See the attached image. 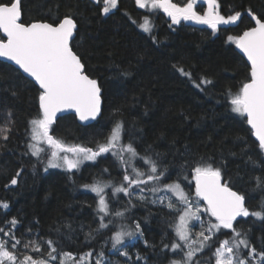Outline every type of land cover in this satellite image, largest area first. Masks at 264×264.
<instances>
[{
  "label": "trees",
  "instance_id": "obj_1",
  "mask_svg": "<svg viewBox=\"0 0 264 264\" xmlns=\"http://www.w3.org/2000/svg\"><path fill=\"white\" fill-rule=\"evenodd\" d=\"M217 2L222 15L241 11L242 17L235 24L218 26L213 33L207 25L185 21L174 25L162 11L142 10L135 0H118L114 11L107 14L102 11L104 3L93 0H21L25 23L51 22L69 10L74 13L78 27L73 49L82 57L86 74L97 79L102 89V112L94 122L81 125L75 115L66 114L55 121L50 134L68 144L95 148L93 141L103 142L114 124L122 122L123 143L132 142L141 155L149 146L148 154L162 155L170 172L165 183L179 177L178 182L191 193L194 187L190 168L183 165L187 161L195 166L201 158H210L209 162L221 168L222 181L245 195L246 207L250 211L260 210L264 191L255 187L254 177L264 175V153L260 152L246 118L231 111L224 94L229 89L233 93L238 90L249 67L227 37L254 26L246 10L250 7L264 16V0ZM144 16L153 20L151 33H144L137 26ZM173 65L191 71L196 81L206 76L213 83L198 89ZM37 89L18 68L0 59V126L6 123L7 113L12 118L9 139L0 140V203L9 205L7 209L0 207V226L9 227L5 221L15 217L20 222L15 231L18 237L31 227L34 234L55 239L54 230L61 227L67 233L68 229L62 226L70 224L74 232L71 239L61 240V251L75 257L92 251L90 264H94L96 253L101 250L105 251L108 264H168L174 257L167 249L161 250V239L165 234V242L173 238L170 224L174 225L176 213L151 203L148 193V202L134 200L135 206L126 219L117 222L134 227L132 222L136 221L143 230V238L123 245L121 251H127V257L119 251L110 252L111 243H105L110 231L85 241L80 226H85L84 232L89 224L96 226L92 223L96 197L82 185L94 179L113 178L119 182L122 169L115 157L107 153L79 171H45L46 156L38 160L27 147L29 121L39 110ZM250 156L255 165L248 162ZM137 164L143 167L142 161ZM105 168L110 176L105 173L101 177ZM18 171V183L12 185L10 181ZM118 197L120 203L113 202V209L127 200L123 194ZM234 226L248 231L255 247H264V219L242 217ZM47 252L44 244L40 253L27 254L39 259L46 258ZM22 253L21 246V257ZM137 255L143 259L137 260ZM210 255L208 250L198 254L199 258Z\"/></svg>",
  "mask_w": 264,
  "mask_h": 264
},
{
  "label": "snow or ice",
  "instance_id": "obj_2",
  "mask_svg": "<svg viewBox=\"0 0 264 264\" xmlns=\"http://www.w3.org/2000/svg\"><path fill=\"white\" fill-rule=\"evenodd\" d=\"M198 2L199 0H186L181 6L172 0H135L141 9L162 10L174 25L181 21H192L207 25L213 33L218 30V26L235 24L242 17L241 11L222 15L218 11L217 0H203L207 8L202 13L198 12ZM117 3L118 0H104L103 13H109L117 7ZM246 11L254 26H249L242 34L229 35L227 41L235 44L246 57L248 74L235 93L229 89L224 96L232 112L246 117L251 134L258 141L260 152L264 153V16L258 15L250 7ZM77 27L71 10L62 18L51 22L34 20L25 23L22 22L21 0H0V33L3 34L0 36V57L12 61L38 86L39 110L29 121L28 135L31 142L27 147L30 154L39 160L42 154L49 153L50 150L45 171L48 168H60L71 173L78 170L85 161H95L106 153H111L122 169V179L119 182L113 179H94L92 183L82 185L96 197L92 222L96 226L89 224L87 232H84V225L80 226L85 241H92L97 235L110 231L112 234L106 238L105 243L110 242L112 250L127 257L128 252L120 251L118 246L124 244L125 238H143V230L136 221L132 222L134 227L117 222L126 219L130 208L135 206L134 200L146 203V193H151L154 197L151 203H159L162 207H167L170 213H176L174 225L170 224L173 238L165 242V234L161 239V250L167 249L174 257L169 259L168 264H264V247H255L248 231L234 226L237 217L264 219V203L260 210L250 211L246 207L245 195L233 190L228 182L222 181L221 168L209 162L210 158H201L195 166L187 161L183 165L190 168L191 180L195 184L193 201L178 182L179 177L176 181L165 183L170 177L169 165L164 163L160 153L148 154L149 146L145 154L141 155L132 142H122V122L114 124L103 142L93 141L95 148L68 144L62 138L50 134V130L54 131L53 125L58 113L71 110L79 121L84 122L96 120L102 112L101 86L97 79L86 74L82 57L72 46ZM139 27L144 32L151 33L153 26L145 17L144 23ZM152 39L156 41L154 36ZM173 67L198 89L203 90L204 86L213 83L206 76H201L196 81L191 71L179 65ZM11 124L9 112L6 123L0 126V140L9 139ZM42 145H47V148ZM137 161H142L143 167L138 166ZM248 162L256 164L251 156ZM105 173L110 176L109 169L105 168L101 177ZM20 174L18 171L11 179L12 185L18 183L17 177ZM254 180L255 187L264 191V175L254 177ZM106 189L111 190V196ZM117 194H123L127 200L121 207L113 209V202L120 203ZM200 201H203V206ZM0 207L7 209L9 205L0 203ZM204 215L208 217L207 221L203 219ZM19 223L13 217L5 221V225L9 227L0 226V264H55L57 260L59 264H68L69 261L82 264L85 255L89 258L93 256V252L89 251L81 255L79 261H75L74 254L61 251V240L71 239L74 232L70 224L62 226L68 229L67 233L57 227L54 230L56 238L53 239L34 234L31 227L18 237L15 231ZM197 224L199 231L193 232ZM222 230H229L231 235ZM219 235L226 238L220 240ZM144 243L146 247L149 246L147 240ZM44 244L48 247L46 258L37 259L27 254L29 251L40 253ZM151 246L155 248V245ZM205 250L211 252L206 261L198 256ZM105 255L103 250L96 253L94 264H108ZM136 259L143 257L137 255Z\"/></svg>",
  "mask_w": 264,
  "mask_h": 264
},
{
  "label": "rangeland",
  "instance_id": "obj_3",
  "mask_svg": "<svg viewBox=\"0 0 264 264\" xmlns=\"http://www.w3.org/2000/svg\"><path fill=\"white\" fill-rule=\"evenodd\" d=\"M93 1H96V2H103V3H104V0H93ZM172 2L182 6L184 3H186V0H172ZM217 3H218V2H217ZM135 4H136V3H135ZM104 6H105V5H104ZM104 6H103V8H104ZM136 6H137V5H136ZM137 7H138V6H137ZM138 8H139V7H138ZM206 8H207V5L203 2V0H200V1L198 2V4L196 5V10H197L198 12H201V13H202L204 10H206ZM114 9H115V8L111 9L110 12L114 11ZM140 9H141V8H140ZM142 10H145V11H147V12L162 11V10H160V9H156V10L142 9ZM218 11H219V8H218ZM110 12H109V13H110ZM162 12H163V11H162ZM163 13H164V12H163ZM164 14H165V13H164ZM165 15H166V14H165ZM166 16H167V15H166ZM145 17L148 18V20L150 21V24L154 27L153 20L151 19V17H150V16H144V17L140 18V20H138L139 22H138V25H137L138 28H139V30L142 31V32H144V31L139 27V25L142 24V23H144V19H145ZM183 22H184V21H183ZM185 22H187V23H191V24H196V23H194V22H192V21H185ZM199 25H202V24H199ZM153 27H152V29H153ZM144 33H146V32H144ZM109 133H110V132H109ZM29 142H31V141L29 140ZM42 147L47 148V145H42ZM49 153H50V150H49ZM49 153L42 154V156H46L45 166H46V164H47V155H48ZM106 154H107V153H106ZM104 155H105V154H104ZM97 159H98V157H97ZM97 159H96L95 161H85V162L80 166V168H79L78 170H73V171H79L84 165H86V164H88V163H94V162L97 161ZM140 167H141V166H140ZM49 169H59V170H64V169H60V168H48L47 170H49ZM113 177L116 178L117 176L114 175ZM108 179H111V178H108ZM112 179H113V178H112ZM103 180H107V179H103ZM181 186H182V188L184 189V191L190 196V198H191L193 201H195V191H194V189L192 190L191 193H189V192L186 190V188H185L182 184H181ZM105 191L108 192L109 196H111V190H110V189H106ZM118 195H119V194H117V196H118ZM147 195L150 197V199H153V198H154V197L152 196L151 193H148ZM169 195H170V194H169ZM173 199H175V197H173ZM200 205L203 206V203H202L201 201H200ZM181 207H182V206H181ZM203 219H204L205 221H207L208 217H207L206 215H204V216H203ZM234 222H235V221H234ZM195 231H199V225H198V224H197L196 227L193 229V232H195ZM222 231L228 233L229 236L231 235V233H230L229 230H222ZM138 238H139V237H136V238H133V239H131V240L125 238V241H124V244H123V245H125V244H127V243H130V242H132V241H134V240H136V239H138ZM225 238H226V237L221 236L219 239H220V240H223V239H225ZM123 245L118 246L120 251H121ZM213 250H214V249H213ZM110 252H118V251L112 250L111 247H110ZM203 253H204V252H203ZM203 253H200V254H203ZM80 257H81V256H80ZM80 257H75V256H74L75 261H79V260H80ZM207 258H208V257H207ZM207 258H200V259L206 261ZM21 259H22V257H21ZM57 264H59V261H58ZM68 264H74V261H69ZM82 264H90V258L87 257V256L85 255Z\"/></svg>",
  "mask_w": 264,
  "mask_h": 264
},
{
  "label": "water",
  "instance_id": "obj_4",
  "mask_svg": "<svg viewBox=\"0 0 264 264\" xmlns=\"http://www.w3.org/2000/svg\"><path fill=\"white\" fill-rule=\"evenodd\" d=\"M200 1V0H199ZM243 33V32H242ZM241 33V34H242ZM0 36H3V34L2 33H0ZM6 39V38H5ZM237 50H238V52L243 56V53L242 52H240V50L237 48ZM244 57V56H243ZM0 59L1 60H3V61H5V62H7V63H9V64H11V65H13V66H15L16 68H18V66L17 65H15L12 61H9V60H7V58H5V57H0ZM244 59L246 60V62H247V59H246V57H244ZM19 69V68H18ZM24 76H26L27 78H29L30 80H31V78L30 77H28L27 76V74H25V73H23L22 72V70H19ZM92 78V77H91ZM34 82V81H33ZM35 83V82H34ZM66 114H73V115H75V113L74 112H72L71 110H67V111H64V112H61V113H58L57 114V119L59 118V117H61V116H63V115H66ZM99 117V116H98ZM97 117V118H98ZM246 118V117H245ZM56 119V120H57ZM77 119V118H76ZM95 120H89V121H84V122H81V121H79L78 119H77V122L79 123V124H81V125H88V124H90V123H92V122H94ZM254 137V136H253ZM254 139H255V137H254ZM256 140V139H255ZM257 143H258V141H257ZM193 187H194V191H195V184H194V182H193ZM234 190V189H233ZM202 203H203V201H201ZM240 218H242V217H237V220L238 219H240Z\"/></svg>",
  "mask_w": 264,
  "mask_h": 264
},
{
  "label": "flooded vegetation",
  "instance_id": "obj_5",
  "mask_svg": "<svg viewBox=\"0 0 264 264\" xmlns=\"http://www.w3.org/2000/svg\"><path fill=\"white\" fill-rule=\"evenodd\" d=\"M94 2H96V1H94ZM166 16V15H165ZM168 17V16H167ZM169 18V20L171 21V19H170V17H168Z\"/></svg>",
  "mask_w": 264,
  "mask_h": 264
}]
</instances>
